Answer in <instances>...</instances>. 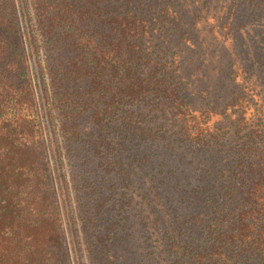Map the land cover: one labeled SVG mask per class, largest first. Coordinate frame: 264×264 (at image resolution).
Masks as SVG:
<instances>
[{
    "label": "trees",
    "instance_id": "1",
    "mask_svg": "<svg viewBox=\"0 0 264 264\" xmlns=\"http://www.w3.org/2000/svg\"><path fill=\"white\" fill-rule=\"evenodd\" d=\"M159 7L151 0H0V264H69L64 211L83 173L72 165L65 176L63 161L68 167L82 152L110 153L128 132L144 141L155 135L140 107L147 90L191 102L167 90L178 67L166 58L170 31ZM241 144L233 156L250 157L253 148ZM260 172L264 165L228 233L220 231L222 216L204 226L209 248L230 264H264Z\"/></svg>",
    "mask_w": 264,
    "mask_h": 264
},
{
    "label": "rangeland",
    "instance_id": "2",
    "mask_svg": "<svg viewBox=\"0 0 264 264\" xmlns=\"http://www.w3.org/2000/svg\"><path fill=\"white\" fill-rule=\"evenodd\" d=\"M151 2L166 10V58L178 67L167 90L191 102L147 90L140 107L155 135L128 132L110 153L63 161L65 176L83 173L64 211L69 264H230L204 226L222 216L229 232L264 165V0ZM242 141L248 158L233 156Z\"/></svg>",
    "mask_w": 264,
    "mask_h": 264
}]
</instances>
